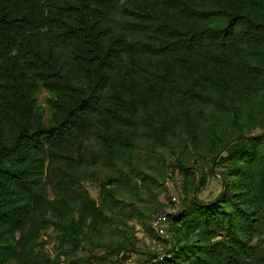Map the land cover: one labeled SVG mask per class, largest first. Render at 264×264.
I'll return each mask as SVG.
<instances>
[{
    "label": "trees",
    "instance_id": "obj_1",
    "mask_svg": "<svg viewBox=\"0 0 264 264\" xmlns=\"http://www.w3.org/2000/svg\"><path fill=\"white\" fill-rule=\"evenodd\" d=\"M129 253L264 264V0H0V264Z\"/></svg>",
    "mask_w": 264,
    "mask_h": 264
},
{
    "label": "rangeland",
    "instance_id": "obj_2",
    "mask_svg": "<svg viewBox=\"0 0 264 264\" xmlns=\"http://www.w3.org/2000/svg\"><path fill=\"white\" fill-rule=\"evenodd\" d=\"M178 173L174 172V175L170 177L168 180H165L164 186L166 191H161L159 193V199L164 203L165 210L173 209L176 205H179L181 202V196L178 193L176 182H178ZM93 191L94 189L91 188ZM220 189V181L218 177H209V182L206 184L204 189L200 192L199 196L202 199H211L213 198ZM173 192L178 193L180 200L179 202H173L171 200V196ZM163 211V210H159ZM165 212V211H164ZM166 213V212H165ZM170 213V212H169ZM168 213V215H169ZM135 231L137 232V236L139 237V245L141 247V251L148 252L150 254H159L166 250L167 246H164V243L158 239H154L152 236L149 235L147 231H145L139 224L135 226ZM51 246V245H50ZM50 248V247H49Z\"/></svg>",
    "mask_w": 264,
    "mask_h": 264
},
{
    "label": "built area",
    "instance_id": "obj_3",
    "mask_svg": "<svg viewBox=\"0 0 264 264\" xmlns=\"http://www.w3.org/2000/svg\"><path fill=\"white\" fill-rule=\"evenodd\" d=\"M178 193L173 192V195L171 196V200L173 202H179L180 198L177 195ZM176 209V208H175ZM175 209L170 210H163V211H157L150 215L149 218V226L151 230L155 233L158 237H166L167 235V216L168 213H172L175 211ZM166 213H165V212ZM123 254H120L122 256ZM159 258H161V254H157ZM121 264H150L146 260V258L143 255L136 254V253H129V255H126L125 258H123Z\"/></svg>",
    "mask_w": 264,
    "mask_h": 264
}]
</instances>
